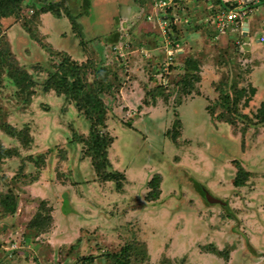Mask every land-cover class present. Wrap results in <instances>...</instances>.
<instances>
[{"label": "rangeland", "instance_id": "rangeland-1", "mask_svg": "<svg viewBox=\"0 0 264 264\" xmlns=\"http://www.w3.org/2000/svg\"><path fill=\"white\" fill-rule=\"evenodd\" d=\"M83 1L22 0L0 17V264H116V253L125 264H264V57L254 54L262 61L256 104L220 103L223 90L234 102L252 85L254 51L246 62L241 49L264 48V1L247 34L229 26L215 40L208 0L176 5L166 33L148 19L156 0H90L86 12ZM50 4L61 15H38ZM177 38L184 51L169 43ZM61 51L83 60L89 88L107 106L99 128L113 137L106 169L124 173L121 188L92 164L91 119L65 94L44 90ZM188 57L198 69L186 87ZM20 67L35 81L23 94L9 77ZM154 176L159 187L150 186ZM193 177L234 216L205 204ZM5 195L15 212L4 209Z\"/></svg>", "mask_w": 264, "mask_h": 264}, {"label": "trees", "instance_id": "trees-1", "mask_svg": "<svg viewBox=\"0 0 264 264\" xmlns=\"http://www.w3.org/2000/svg\"><path fill=\"white\" fill-rule=\"evenodd\" d=\"M20 1L22 0H0V17L2 16L7 17L13 12L18 11L20 8ZM83 2L85 5L84 6L85 11L83 12H86V9L91 6V2L90 0H84ZM180 2H183V0H176L175 3L168 9V14H169L167 17L169 19L168 26L176 24L174 22V13H171V12L176 5L178 6L180 4ZM209 3L212 4V7L209 6L210 5ZM207 6H208L207 9L211 14L220 7L228 8V7H231L232 5L230 3H224L223 0H208ZM176 11L180 13L179 9L177 8H176ZM44 12L55 13L56 16L61 15L58 9L56 8L54 9V5L52 4H50L48 7L42 6L41 11L38 13V15ZM68 14H69V11H68ZM180 17H179L180 20L181 19L183 20V16H180ZM0 27H1V22H0ZM185 32L186 31L182 32L183 36L186 35ZM176 35H178L177 32H176ZM213 38L214 40L216 39V37H213ZM179 41H181V39L177 38L175 40H172L171 43L175 46V44ZM62 53H64L63 58L59 62L57 68L54 71H51L48 78H46L45 81L43 82L44 90H47V91L54 90L59 95L65 94V96H67L69 100L74 101L77 107L80 110H82L88 116L89 119H91L94 126L91 129V132H90V135L87 141L89 144L88 146L89 156H91L92 158V164L94 168L96 169L97 173L102 178L106 180L108 179L114 180L116 183V188H121L126 179V176L124 175V173L122 171H108L106 169V166L109 164L108 148L113 142V137L110 136L109 133L100 131V128L106 125L105 121H106V115H107V106L104 100L102 99L101 95H99L97 92L89 88V84L87 83L85 79V71L83 70V68L85 67L84 64L82 63L83 60H81V62L79 63L77 59L72 58L69 54H66L65 51H63ZM66 55H68L70 58L67 57ZM195 61H196L195 59L188 57L185 60V63H183L187 66V69H188L186 87H188L189 85L191 86L193 84L192 81L194 80V77H195L193 72L194 70L198 69V62H195ZM169 66L174 67L172 63ZM9 77L14 83L20 86V94L27 93L29 91V88H31V86H33L35 82L32 77V74L29 73L27 70L22 69L21 67H20V75L18 73L16 74L15 72H12L9 70ZM189 92H191V90L187 91V93ZM222 92H225L226 95L223 98H221L222 99L221 101L220 100L219 101L221 104H223L224 107L228 106V108H231L232 105H236V103L238 104L240 103L242 106L244 105L249 106L250 101L256 92V88L255 87L253 88V86L251 85L247 89L246 88L239 89L237 94H239L240 97H237L235 99L236 101L234 102L230 100L232 96V95L230 96V93L226 92L225 90H223ZM242 99L243 101H241ZM262 107H264V101L261 102V105L258 107L257 111L259 109L261 110ZM257 122L258 123L261 122L264 125V118L257 120ZM21 132L22 131L18 130V133L20 134V136H22ZM25 138L27 139L26 141L30 140L29 136ZM158 178H159L158 176H154L151 179L150 181L151 187L152 186L159 187V182L157 181ZM242 180L241 178L238 177V179L237 178L235 179V183L237 185H240L242 183ZM192 181L195 182L197 185H199L197 186L198 190L199 192H201V195L204 196V191L202 189L204 184L197 181V179L194 177L192 178ZM10 198H12V201H9ZM2 200H3L2 204L4 205V209H6L8 212L16 211L17 202L13 198V196L5 195V197ZM207 204H211V203H209L208 201ZM228 214L231 216H234L232 212ZM35 218H36L35 220V223H36V221H39L43 217L42 215H38ZM41 222H43V219ZM31 223L34 224L32 221ZM126 249H127V246L125 247L124 250ZM110 257L111 259H113V262L116 261L115 262L116 264H125L126 262V259L122 258L121 254L120 255H118L117 253L115 255L112 254V256Z\"/></svg>", "mask_w": 264, "mask_h": 264}, {"label": "built area", "instance_id": "built-area-1", "mask_svg": "<svg viewBox=\"0 0 264 264\" xmlns=\"http://www.w3.org/2000/svg\"><path fill=\"white\" fill-rule=\"evenodd\" d=\"M176 0H156L154 3V8L157 10L156 14H149L148 19L151 20L153 16L159 19V24L163 27V32L166 33L165 27L168 26L169 19L168 9L175 3ZM264 0H223L224 3H230L232 6L228 8L220 7L213 13L206 16L207 24H212L215 22L216 34L214 37H219L220 34L227 30V27L231 26L240 33L247 34L250 30L249 27V16L257 9V4ZM210 7L212 4L209 3ZM178 19V18H177ZM175 21V20H174ZM264 41V35L259 39ZM239 43V41H236ZM172 45V43L169 41ZM179 42L175 44L179 50ZM168 61L166 60V66H169L173 62V52L168 49Z\"/></svg>", "mask_w": 264, "mask_h": 264}, {"label": "crops", "instance_id": "crops-1", "mask_svg": "<svg viewBox=\"0 0 264 264\" xmlns=\"http://www.w3.org/2000/svg\"><path fill=\"white\" fill-rule=\"evenodd\" d=\"M154 27H155V29H160L159 27H156L155 25H153ZM159 26V25H158ZM249 27H250V23H249ZM123 28V27H122ZM121 28V29H122ZM120 28H119V30H121ZM161 30V29H160ZM163 30V29H162ZM118 35V33L116 34L115 33V36L116 37H118L117 36ZM262 35H264V33L262 34ZM261 35V36H262ZM260 36V37H261ZM110 38H112V37H110ZM260 39V38H259ZM180 42V41H179ZM257 42H264V41H260V40H257ZM121 45L122 44H116L115 45V47H121ZM179 50H180V52L183 50L184 51V48L182 47L181 48V46H179ZM240 50V49H239ZM243 52H244V54H245V59H244V61H249V56H250V54H251V52H253V55H252V57H253V59L251 58V60H253L252 62H254L255 61V63L253 64V66H252V72H250V74H249V76H250V78H249V81L251 80V82H252V86L254 85V87L256 88V92H255V94L253 95V97H252V99H251V101H250V103H252V106H254L255 104H256V102H257V100H259L258 99V94H259V87L256 85V80H255V78L252 80V78H253V75H254V73L256 72V70L258 69V66H259V64L263 61V59L264 58H262L261 60V62H259L258 63V60H257V56H255L254 54H259L260 55V57L262 56V57H264V48H261V49H259V47L256 45H254V47L252 46L250 49H241ZM260 80H262V79H260ZM241 89H242V87H241ZM262 100V99H261ZM262 101H264V100H262ZM261 101V102H262ZM261 102L259 103V105H261ZM203 104H204V108H206V110L208 109V104H206V103H204L203 102ZM136 105H139V104H136ZM200 178V177H199ZM198 179V178H197ZM198 180H201V179H198Z\"/></svg>", "mask_w": 264, "mask_h": 264}, {"label": "water", "instance_id": "water-1", "mask_svg": "<svg viewBox=\"0 0 264 264\" xmlns=\"http://www.w3.org/2000/svg\"><path fill=\"white\" fill-rule=\"evenodd\" d=\"M197 181L203 183L202 181H200L198 179H197ZM193 184L195 185L196 191L199 192L198 187H197L199 185H197L195 182H193ZM202 189L204 191V197L207 199V201H209V203H211L213 205L220 204L221 206L226 208L228 213L232 212V214H234L233 213L234 211L232 210V208L230 207V205L227 201H225L224 199H222V198L218 197L217 195H215L214 193H212V191H210V189H208L205 184L203 185ZM199 194H201V192H199ZM229 208H230V210H229Z\"/></svg>", "mask_w": 264, "mask_h": 264}, {"label": "flooded vegetation", "instance_id": "flooded-vegetation-1", "mask_svg": "<svg viewBox=\"0 0 264 264\" xmlns=\"http://www.w3.org/2000/svg\"><path fill=\"white\" fill-rule=\"evenodd\" d=\"M197 192V191H196ZM198 193V192H197ZM199 194V193H198ZM201 195V194H200ZM202 196V195H201ZM203 197V199H204V201H205V204H207V202L208 201H206V199H205V197L204 196H202ZM207 205H211V204H207ZM232 208V207H231ZM229 215V214H228ZM229 217H231V215H229ZM250 248H252V250H251V252L253 253V254H257V252H256V250H254L255 248L252 246V245H250Z\"/></svg>", "mask_w": 264, "mask_h": 264}]
</instances>
